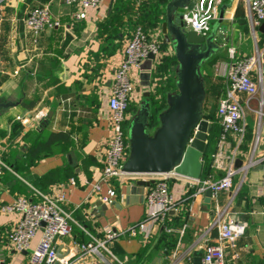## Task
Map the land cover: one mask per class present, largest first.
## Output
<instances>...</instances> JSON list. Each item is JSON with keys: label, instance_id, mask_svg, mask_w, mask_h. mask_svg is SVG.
I'll use <instances>...</instances> for the list:
<instances>
[{"label": "crops", "instance_id": "0c3cea01", "mask_svg": "<svg viewBox=\"0 0 264 264\" xmlns=\"http://www.w3.org/2000/svg\"><path fill=\"white\" fill-rule=\"evenodd\" d=\"M146 1L102 0L98 9L86 12L83 20L75 18L78 8L68 5L66 0H6L0 4V153L7 150L21 156L27 151L30 138L43 132L70 133L72 120L81 121V126L85 127L82 131L75 130L70 153L56 147L57 155L27 168L24 176L9 172L0 178L1 207L13 204L19 198L38 203L42 198L33 186L35 182H42L52 172L58 173L59 177L70 175L63 185L65 202L62 208L71 215L73 231L69 237L56 240L60 259L77 256L78 247L90 242L92 237L104 240L108 227L126 233L140 224L147 212L146 194L161 179L158 176H129L123 180L101 182L106 150L113 138L108 104L115 72L124 60V50L130 40L122 34H111L103 27L117 13L124 20L132 16ZM223 1L206 36L215 35L218 50L206 62L208 71L202 69L206 89L204 114L212 110V100H219L225 81L223 71L232 61L230 50H235L238 59L264 52V24H255L254 16L248 11V0ZM176 2L179 3L175 9L169 12L170 4ZM45 6L50 8L53 21L59 25L36 35L26 20L33 10ZM188 8L183 0L160 3L163 20L160 37L170 55L175 56L172 45L165 42L163 24L175 10L183 16L190 11ZM247 37L251 41L244 44ZM227 46L228 58H224L223 51ZM141 74L140 67H134L130 75L135 89L131 104L136 109L127 115V131L145 100V93L153 92V89L141 86ZM142 88L144 92H141ZM237 99L247 103L244 95H238ZM252 104H256V110L252 109ZM217 110L214 115L218 118ZM39 112L45 115L42 123L34 119ZM246 123L251 138L246 143L244 140L239 149L232 137L214 144L212 168L216 173L212 172V176L206 178L219 180L232 169L235 171L232 190L219 194L216 199L211 198L210 204H206V194L193 196L195 182L170 177V191L177 203L176 212L167 217L172 230L166 229L165 225L156 228L153 234L151 230L147 242L143 239L144 234L136 238L123 236L112 242L108 251L102 250L99 256L86 258L83 262L195 264L198 260L203 264L206 246L217 243L214 214L220 209L246 225V232L236 246L227 248L226 264H264V115L260 113L258 97L248 103ZM19 125L24 131L19 132ZM71 180L74 185L70 184ZM141 180L154 182L145 188L143 196L131 187L133 181ZM97 183L101 184L99 194L93 193ZM56 188L53 187L54 191ZM110 189L117 196L112 206H106L100 199L107 196ZM17 221L18 216L0 212V253L5 264H28L31 251L40 239L38 235L32 241L29 251L16 252L9 245L8 235L15 229ZM147 244L149 246L145 247Z\"/></svg>", "mask_w": 264, "mask_h": 264}, {"label": "built area", "instance_id": "2783aa9c", "mask_svg": "<svg viewBox=\"0 0 264 264\" xmlns=\"http://www.w3.org/2000/svg\"><path fill=\"white\" fill-rule=\"evenodd\" d=\"M6 0H0V4ZM67 4L78 8L75 14L77 20H83L86 12L99 8L102 0H66ZM223 0H196L193 9L182 16V22L187 30L197 32L206 37L210 31L213 21L217 18ZM248 11L255 18L257 26L264 24V0H248ZM26 24L36 35H40L45 29L57 27L48 6L33 10L26 20ZM231 63L225 67L223 78L229 81L226 96L220 100L218 105V119L223 127L221 142L232 137L237 149L242 145L247 134L246 114L248 103L256 97L259 98L260 113L264 115V79L262 74V63L264 52L256 55L240 58L236 57L234 49L230 50ZM150 55H154L155 62L162 57L160 44L156 37L149 40L141 29H137L133 37L128 41L124 50V60L115 72V82L112 89L108 108L111 114V125L113 138L106 150V163L102 171L101 182H110L112 179L123 180L127 177L123 167L127 161L125 124L128 120L129 105L133 101L135 92L130 75L134 67H140ZM154 62V63H155ZM244 95L247 103L243 104L237 97ZM45 118L43 112L35 115L34 119L42 123ZM20 120V118H18ZM42 125V124H40ZM236 153L233 155L235 160ZM6 166L0 160V178L4 174ZM159 179L157 184L150 188L146 194L145 202L147 212L144 220L127 230L126 233H118L112 228L105 229V239L98 240L94 237L91 241L79 246V254L73 258H59L56 240L69 237L73 228L71 215L64 211L62 203L65 202L63 185L56 188L49 196H42L38 203L31 202L25 198H19L10 205L0 207V212L6 215L18 216L15 229L8 235V242L16 252H27L31 249L32 241L40 235L37 246L32 249L28 264H86L84 259L99 256L100 252L108 251L112 242L123 236L136 238L144 234L147 242L153 231L164 225L167 216L176 212L177 203L174 200L168 180L176 177L174 174ZM235 171L228 170L224 177L219 180L212 178L195 182L192 187L196 188L194 197L212 193V199L219 194L229 192L233 188ZM70 184L74 185L71 180ZM264 187V177H263ZM195 190V189H194ZM101 192V184L94 186L93 193ZM116 192L109 190L108 195L100 199L106 206H112L116 198ZM152 228V229H150ZM214 228L218 232L217 243L207 245L203 264H226V250L235 247L238 240L245 234L246 225L237 222L226 210L217 209L214 214ZM170 231V230H169ZM0 264H5L3 254L0 253Z\"/></svg>", "mask_w": 264, "mask_h": 264}, {"label": "water", "instance_id": "95a60500", "mask_svg": "<svg viewBox=\"0 0 264 264\" xmlns=\"http://www.w3.org/2000/svg\"><path fill=\"white\" fill-rule=\"evenodd\" d=\"M183 1L186 6L189 5V10L193 9V0ZM178 3L170 4L169 12ZM176 14L175 10L162 28L165 42L172 45L177 60V92L167 95V109L159 115L160 125L154 131H150L151 93H145V100L128 127L129 157L123 172L132 177L174 174L198 182L203 177V160L213 130L212 124L203 118L206 89L202 69L218 46L214 34L204 37L187 30L182 16ZM155 60V56L150 55L140 66L141 86L144 88L151 87ZM153 184V181H133L131 187L132 191L138 189V193L143 196L145 188ZM211 197L212 193L208 191L206 204H210ZM99 205L106 210L102 204ZM199 263L195 261V264Z\"/></svg>", "mask_w": 264, "mask_h": 264}, {"label": "trees", "instance_id": "16d2710c", "mask_svg": "<svg viewBox=\"0 0 264 264\" xmlns=\"http://www.w3.org/2000/svg\"><path fill=\"white\" fill-rule=\"evenodd\" d=\"M166 0H148L145 4H140L139 7L134 10L132 16L122 17L120 14H116L114 18L110 20L109 23L104 25V29L108 30L111 34L115 32V35L122 34L123 37L131 39L137 29H141L149 40H153L157 35L158 43L160 44V57L154 64L152 71V82L151 89V121H150V131H154L160 125L159 115L167 109V95L170 93L177 92V76L176 70L174 69L177 66V60L174 55H170L167 51L165 44L161 40L160 27L162 24V10H160V3ZM109 33V34H110ZM127 39V40H128ZM209 64L206 63L203 69L207 70ZM208 71V70H207ZM262 74L264 79V57L262 63ZM224 85L222 86L219 93V100H215L213 103L212 110L209 113H205L203 118L212 123L213 130L208 139V151L204 157V172L203 179H206L209 176H212V172L216 173V170L212 168L213 157L215 154L214 144H218L221 141L223 135V127L214 113L218 108V103L223 99L229 88V81L224 78ZM218 98V97H217ZM135 106L130 104L128 109V114L135 111ZM81 121H71V132L70 133H48L43 132L38 137L29 139V146L27 151L23 152L21 156L13 155L7 150L0 153V160L6 166L4 173L14 172L21 176H24L25 170L30 167L36 166L39 161L51 158L56 153V147H61L66 153L71 152V137L73 136L76 129L85 130L84 126H81ZM125 128V138L129 157V143L127 135V122L124 126ZM17 129L19 132L24 131L23 126H18ZM251 135L246 134L245 143L249 141ZM128 159V158H127ZM58 173H50L42 182H35L33 184L36 192H38L40 198L42 196L49 197L52 195L54 189L53 187H59L64 185L67 182V178L70 175H64L59 177ZM46 188H48L46 190ZM53 190V191H52ZM180 209V208H179ZM168 217V216H167ZM167 219L164 222L166 229L172 230L170 228V222H167ZM168 227V228H167ZM172 227V226H171ZM78 231V230H76ZM166 238V237H165ZM164 238V239H165ZM80 243V242H79ZM149 246L147 244L145 247Z\"/></svg>", "mask_w": 264, "mask_h": 264}, {"label": "rangeland", "instance_id": "374dc122", "mask_svg": "<svg viewBox=\"0 0 264 264\" xmlns=\"http://www.w3.org/2000/svg\"><path fill=\"white\" fill-rule=\"evenodd\" d=\"M222 41V40H221ZM250 41H251V39H250V37H247V38H245L244 39V44H247V43H250ZM223 44H224V40H223ZM225 44H226V42H225ZM228 47L229 46H227L226 48H224V51H223V56H224V58H228V54H227V52H228ZM151 82H152V80H151ZM145 91V89L144 88H142V91L141 92H144ZM142 100H143V98H142ZM144 101V100H143ZM216 101H214V100H212V104L213 103H215ZM252 109H254V110H256L257 109V106H256V104H252ZM158 178H163V177H158ZM66 212V211H65Z\"/></svg>", "mask_w": 264, "mask_h": 264}]
</instances>
